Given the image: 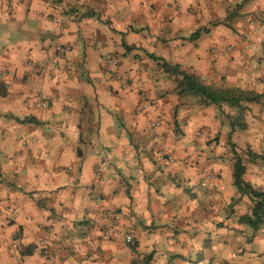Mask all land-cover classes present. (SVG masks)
Segmentation results:
<instances>
[{
  "label": "crops",
  "instance_id": "obj_1",
  "mask_svg": "<svg viewBox=\"0 0 264 264\" xmlns=\"http://www.w3.org/2000/svg\"><path fill=\"white\" fill-rule=\"evenodd\" d=\"M161 62L253 89L264 0H0V264H264L228 120Z\"/></svg>",
  "mask_w": 264,
  "mask_h": 264
},
{
  "label": "trees",
  "instance_id": "obj_2",
  "mask_svg": "<svg viewBox=\"0 0 264 264\" xmlns=\"http://www.w3.org/2000/svg\"><path fill=\"white\" fill-rule=\"evenodd\" d=\"M204 32V31H203ZM202 32V33H203ZM201 34V31H196L189 36V39H195ZM151 59L157 58L150 56ZM161 67L165 72L180 77L176 91L177 95H190L196 99L197 104L201 106H215L217 111H220L221 106H226L235 110V116H226L229 122L230 131L233 129L243 130L245 124L241 116L245 110V105L250 103H258L264 95L256 94L248 91H243L239 88H214L204 85L194 75L180 71L176 67H169L164 62H161ZM5 91L3 85L0 83V96H4ZM250 161H259L264 165V153L254 154L247 152ZM232 165V186L235 190L245 195L251 203L249 215L240 217V222L248 225L251 228H256L258 225L264 223V191L253 189L249 184L242 180L243 166L239 158L233 157Z\"/></svg>",
  "mask_w": 264,
  "mask_h": 264
},
{
  "label": "rangeland",
  "instance_id": "obj_3",
  "mask_svg": "<svg viewBox=\"0 0 264 264\" xmlns=\"http://www.w3.org/2000/svg\"><path fill=\"white\" fill-rule=\"evenodd\" d=\"M262 90H264V82L260 80L259 83L254 84L253 89L243 88V91H253V93L263 92ZM245 108L241 116L245 128L230 131L228 136L226 133L223 136L222 145L226 148L232 160L234 155L240 159L243 166L242 179L250 183L255 189L264 190V165L259 161H250L247 155V152L264 153V98L257 104L246 105ZM220 110L222 113L216 109L214 119L220 123L221 126L219 127H224L227 124L226 116H235V110L228 107H221ZM214 136L210 141L220 140L219 132Z\"/></svg>",
  "mask_w": 264,
  "mask_h": 264
},
{
  "label": "built area",
  "instance_id": "obj_4",
  "mask_svg": "<svg viewBox=\"0 0 264 264\" xmlns=\"http://www.w3.org/2000/svg\"><path fill=\"white\" fill-rule=\"evenodd\" d=\"M230 49H231L230 46L225 47V48H223V49L220 50V54H221V55L226 54V53H228V52L230 51ZM54 50H55V52H57V53H64L67 49H66V48H63V47H60V46H55V47H54ZM33 67H34V68H35V67L37 68V65L34 64ZM38 106H39L40 108H46L47 104H46V102L42 101V102H40V103L38 104ZM158 125H159V119H158V118L155 119V120L150 124L151 127H157ZM196 135H199V134L197 133ZM167 162H172V159H171V158H167ZM104 165H105V162H104V161H101V162L98 164L95 173H96V174H99L100 170L104 167ZM125 242H126V243H131L130 238H126V239H125ZM38 246L42 248V250H43V254H47V250L44 248V243H43L42 241L38 242Z\"/></svg>",
  "mask_w": 264,
  "mask_h": 264
}]
</instances>
